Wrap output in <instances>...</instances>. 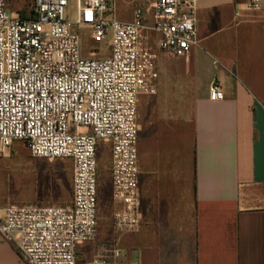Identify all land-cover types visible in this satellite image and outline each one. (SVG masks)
<instances>
[{
  "label": "built area",
  "instance_id": "2783aa9c",
  "mask_svg": "<svg viewBox=\"0 0 264 264\" xmlns=\"http://www.w3.org/2000/svg\"><path fill=\"white\" fill-rule=\"evenodd\" d=\"M33 0L28 16L13 15L0 0V146L24 141L33 158H68L74 167L68 206L10 205L0 232L27 264H76V248L94 241L98 226L100 142L110 146L112 214L119 234L142 221L137 159V100L154 95L157 48L187 57L198 46L197 0H153L132 22L116 18L108 0ZM264 14V0H246L235 13ZM145 14L151 15V22ZM96 44L109 41L110 56L81 55L78 30ZM211 84L209 99L223 100ZM121 251L92 264H121Z\"/></svg>",
  "mask_w": 264,
  "mask_h": 264
},
{
  "label": "crops",
  "instance_id": "0c3cea01",
  "mask_svg": "<svg viewBox=\"0 0 264 264\" xmlns=\"http://www.w3.org/2000/svg\"><path fill=\"white\" fill-rule=\"evenodd\" d=\"M142 1L108 0L123 22L153 2ZM244 1L197 0L198 46L170 74L162 56L171 54L151 35L157 89L136 109L141 225L115 231L112 178L111 214L101 215L98 168L97 234L77 246L76 264L115 249L121 264H264V14L236 17ZM213 83L223 100L209 99ZM8 206L0 200V222ZM0 264H27L1 232Z\"/></svg>",
  "mask_w": 264,
  "mask_h": 264
},
{
  "label": "rangeland",
  "instance_id": "374dc122",
  "mask_svg": "<svg viewBox=\"0 0 264 264\" xmlns=\"http://www.w3.org/2000/svg\"><path fill=\"white\" fill-rule=\"evenodd\" d=\"M153 0H144L141 6ZM33 0H7V10L14 15L26 16ZM76 3L69 1L66 11L69 19L74 20ZM81 39V55L89 58L93 52L95 58L110 56L109 41L96 44L90 40L85 29L78 30ZM166 61L165 72L171 73V63L178 58L174 55L162 56ZM100 176L101 215L108 220L111 209L109 204V183L111 179V153L106 142H100L97 151ZM74 167L68 158H33L24 141H13L2 150L0 146V200L6 205L61 206L69 205L73 199ZM113 214V213H112ZM111 214V215H112Z\"/></svg>",
  "mask_w": 264,
  "mask_h": 264
}]
</instances>
